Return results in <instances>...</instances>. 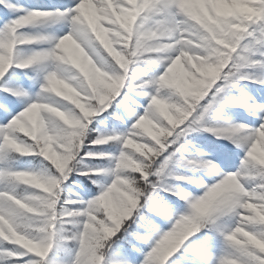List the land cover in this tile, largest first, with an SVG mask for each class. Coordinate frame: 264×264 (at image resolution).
Returning <instances> with one entry per match:
<instances>
[{
  "label": "snow or ice",
  "instance_id": "snow-or-ice-1",
  "mask_svg": "<svg viewBox=\"0 0 264 264\" xmlns=\"http://www.w3.org/2000/svg\"><path fill=\"white\" fill-rule=\"evenodd\" d=\"M0 9L19 13L0 26V264H264V106L253 105L256 127L201 124L207 97L264 67V0H73L63 10L0 0ZM48 20L68 30L23 31ZM181 61L195 69L191 84L173 75ZM113 101L130 114L127 131L94 137L92 119ZM198 126L230 143L205 137L207 152H182ZM112 142L117 153L86 150ZM33 154L50 164L15 166ZM93 159L111 167L85 163ZM173 163L209 177L169 173L198 193L163 181ZM70 176L97 193L69 194ZM122 241L131 259L113 256ZM53 248L69 258L49 259Z\"/></svg>",
  "mask_w": 264,
  "mask_h": 264
},
{
  "label": "rangeland",
  "instance_id": "rangeland-1",
  "mask_svg": "<svg viewBox=\"0 0 264 264\" xmlns=\"http://www.w3.org/2000/svg\"><path fill=\"white\" fill-rule=\"evenodd\" d=\"M14 1L22 4L25 8H37L41 10H55L56 8H60L61 10H63L65 7H70L73 3V0H14ZM12 15H19V13H6L2 9H0V26H2L8 19H10ZM104 25L107 26V21L104 22ZM67 30L68 29L64 23L57 22L54 20H48V21L38 22L33 26L25 28L23 31L33 35H47L49 37H54V36H62L64 32H66ZM30 47L31 48L47 47V44H36ZM113 47L116 48L115 45H113ZM116 50H118V48ZM259 52H260L259 49L254 48L251 50V55L253 57H257L259 56ZM192 63L195 64L196 62L193 61ZM15 71L17 73L21 72L20 69H16ZM26 71L31 72L32 69ZM246 71L250 77L249 79L234 81L228 83L227 86L224 87V90L222 92L226 93V95L228 94V96H226L228 101H224L220 98H218L217 101H215V104L221 106L222 109H226L227 113L229 114L228 116H226L228 117V120L225 123L226 124L225 127L230 125H237V124H243L250 127L258 126L259 123L258 116L260 115V113H259V109L253 107V105L264 106V67L254 66L252 68L247 69ZM193 73H195V69L193 68L191 69V71H189V66H186L184 62L181 61L180 64H178L174 69L173 75L177 80L191 81V77ZM241 105H247V107ZM219 141L226 142L227 144L230 143L227 139L222 137L219 138ZM237 151L240 150L237 149ZM201 152H207V149L203 148V151ZM241 155H243V153H241ZM237 163H239V161H237ZM15 166L22 169H30L33 171H37L34 162L30 159V156L21 157L19 162ZM170 166L180 169H185L187 170V172L189 171L190 173L191 172L199 173L200 176L203 177L205 180H208L209 178L202 171H195L180 164L173 163L170 164ZM109 167H111V162ZM110 179L111 177L108 180ZM29 191H31V189H29ZM153 195L157 196V198L160 199L156 193H154ZM161 198H162V202L164 203V201L166 200V196L164 195ZM171 206L173 208L178 207V206L175 207V204H172ZM8 245L10 246V248L18 247V246H13L11 244ZM223 249H224L223 240L217 238L216 240L213 241L211 247L209 248V251L214 255H219L223 251ZM130 251L131 249L128 247L126 241L121 242V246L119 249H117L115 245L113 246V256L118 258L131 259V256H128V253ZM68 258H69L68 251L58 250L56 248H53L49 254V259L67 260Z\"/></svg>",
  "mask_w": 264,
  "mask_h": 264
},
{
  "label": "trees",
  "instance_id": "trees-1",
  "mask_svg": "<svg viewBox=\"0 0 264 264\" xmlns=\"http://www.w3.org/2000/svg\"><path fill=\"white\" fill-rule=\"evenodd\" d=\"M13 2H15L13 0ZM4 12L8 13L6 9H2ZM105 53L107 54V49H104V46L101 45ZM119 50V49H118ZM117 50V51H118ZM156 66L153 65L151 66V70H155ZM143 71L145 74H148L150 69L149 67H144ZM242 79L234 78V81H241ZM189 84H191V81L186 80ZM228 94L221 92L218 95H215L214 98L212 95L206 98V101L204 102L205 104H211V107L209 108L208 112L204 114V118L201 121V124L205 127L207 126H213V127H225V123L228 120L229 114L227 113L226 109H222L221 106L215 104V101H217L218 98L228 101L227 97ZM229 98V97H228ZM142 100L144 99L143 97L141 98ZM70 102V101H69ZM83 102V101H81ZM214 102V103H213ZM129 115L126 111V109L117 104L115 101L112 102L111 107L106 112L99 113L97 114L93 119H92V124L91 128L94 129L92 132V135L98 136V135H113V134H122L127 131L131 119L129 118ZM154 123V122H153ZM167 123V121H165ZM146 127L149 129V131H152L155 133L156 129L151 128L150 125L146 124ZM199 130L193 131L189 133V135L185 138L187 140V143L184 145V148L181 150L182 152H190L192 154L196 153V150L199 149L200 151H203V148H201V142L203 138L208 137L212 140H218V137L213 134L212 132L204 131L202 127L198 126ZM143 131V129L141 130ZM145 138L151 139V136L147 134V132L144 133ZM137 142H142V141H137ZM218 142H220L218 140ZM224 144H227L226 142H221ZM55 151V146L52 149ZM86 150L92 151V152H100V153H117L119 150V145L116 142H112L109 144H104V145H96V146H91L88 145L86 146ZM131 151H135V149H130ZM30 159L34 162L35 168L37 171H43V167L46 164H50L48 161H44L43 163L42 158L39 156H36L35 154L30 155ZM110 160L108 159H93V160H87L85 161L86 164L90 166H98V167H105L108 168L110 165ZM173 173L174 175H182V176H190L193 179L200 178L199 173H190L189 171L185 169H180L176 167H172L169 165V168L165 170V173L163 174V181L167 184H173L178 188H182L187 192H199L200 189L197 188L196 185L189 184L185 182L184 180H177L174 178V175H169V173ZM110 176H101L98 177V179L102 181H108ZM69 189L70 193H77L81 198L84 200L90 199L92 196H94L98 189L96 188L95 185H92L91 182L88 180L87 177L85 176H80L76 180V183H72V177H69ZM157 194V193H156ZM158 197L161 198L162 196H166V200L164 203L168 205L175 204V207L178 206L177 201L178 197L172 196L168 192H163L158 190ZM75 199V197H72ZM184 201L179 200V205H183ZM174 206V205H173ZM8 248H10L9 245H6Z\"/></svg>",
  "mask_w": 264,
  "mask_h": 264
}]
</instances>
